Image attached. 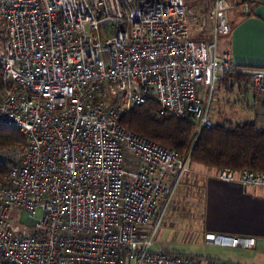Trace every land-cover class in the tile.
Segmentation results:
<instances>
[{
  "label": "built area",
  "instance_id": "built-area-1",
  "mask_svg": "<svg viewBox=\"0 0 264 264\" xmlns=\"http://www.w3.org/2000/svg\"><path fill=\"white\" fill-rule=\"evenodd\" d=\"M231 8L229 0L207 12L187 0H0V124L27 140L0 148V264H233L153 249L191 152L120 122L154 100L158 116L191 117L200 134L214 125L203 84L234 70L264 96V68L239 67L219 48L233 29ZM193 22L211 36H194ZM218 177L264 187L263 171L224 167ZM206 241L253 244L213 233Z\"/></svg>",
  "mask_w": 264,
  "mask_h": 264
},
{
  "label": "crops",
  "instance_id": "crops-1",
  "mask_svg": "<svg viewBox=\"0 0 264 264\" xmlns=\"http://www.w3.org/2000/svg\"><path fill=\"white\" fill-rule=\"evenodd\" d=\"M187 3L198 11L207 12L213 7L214 0H187ZM244 5L250 7V12H245ZM229 11L233 29L219 37L220 50L229 52L239 67L264 68V0H245ZM207 24L210 26L211 21L207 20ZM192 28L196 37L211 36L210 28L201 33L195 22ZM239 74L241 77L230 75L224 79L228 86L226 95L238 89L242 96H247V107L253 112L251 119H256L264 129V96L252 92L251 85L243 91L245 79L242 73ZM218 171L215 167L193 163L192 171L184 176L176 191L167 211L170 213L168 220L152 247L191 254L204 262L264 264V187H244L238 181L223 180L218 177ZM188 190L195 191L196 196L187 206L189 201L182 202L187 198ZM207 233L248 237L253 239V244H206Z\"/></svg>",
  "mask_w": 264,
  "mask_h": 264
},
{
  "label": "trees",
  "instance_id": "trees-1",
  "mask_svg": "<svg viewBox=\"0 0 264 264\" xmlns=\"http://www.w3.org/2000/svg\"><path fill=\"white\" fill-rule=\"evenodd\" d=\"M231 1V0H229ZM240 2H244L242 0ZM241 75L227 72L228 76ZM0 68V87L2 83ZM158 105L154 100L134 106L120 119L121 124L167 146L177 149L181 154H189L193 163L221 169L233 168L237 171L251 169L264 172V129L256 119L214 124L200 134L196 122L191 117L173 115L158 116ZM26 135L10 125L0 124V148L26 144ZM7 168L0 165V176Z\"/></svg>",
  "mask_w": 264,
  "mask_h": 264
},
{
  "label": "rangeland",
  "instance_id": "rangeland-1",
  "mask_svg": "<svg viewBox=\"0 0 264 264\" xmlns=\"http://www.w3.org/2000/svg\"><path fill=\"white\" fill-rule=\"evenodd\" d=\"M230 3L232 5V8L238 7L240 4V0H231ZM229 13L230 11L228 12V14ZM248 81L243 83L242 86L243 91L246 90L247 85L248 86L250 85V82ZM227 88L228 86L224 83V80H218L213 88L212 86H208L205 83L203 84V91L202 93H200L201 96L203 98H206L207 96V99L209 100L210 94H212L213 103L211 105L210 117L212 118L213 123L214 124L225 123L229 120H232L233 122L250 120L253 116V112L247 107L248 105L246 104L247 96H242V94L238 89L237 92L226 95ZM190 192L191 191L188 190L187 198L183 200L184 202H182L186 204V202L189 201L187 202V206L196 196L195 191L191 193ZM169 214L165 215L162 227L167 222ZM16 217L21 223H25L27 221L28 214L26 212H19L17 213Z\"/></svg>",
  "mask_w": 264,
  "mask_h": 264
}]
</instances>
